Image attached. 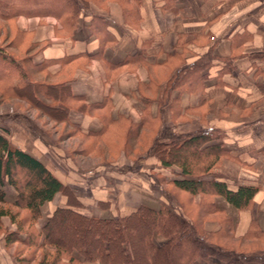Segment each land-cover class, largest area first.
<instances>
[{
	"label": "crops",
	"instance_id": "1",
	"mask_svg": "<svg viewBox=\"0 0 264 264\" xmlns=\"http://www.w3.org/2000/svg\"><path fill=\"white\" fill-rule=\"evenodd\" d=\"M76 1L73 27L52 15L20 14L17 24L33 34L36 50L30 61L44 68L37 72L63 75L61 81L79 97L68 112L79 134L112 144L123 131L130 137L147 131L152 143L213 130L219 137L210 143H221L230 154L213 173L231 188L258 187L250 208L238 212L237 235L251 219L264 229V0ZM177 55L188 66L206 60L208 67L200 74L207 78L190 89L164 91ZM164 69L166 77L159 80ZM30 124L19 112L0 113L11 144L38 158L68 185L81 211L114 218L139 204L173 206L167 182L179 169L161 166L150 145L135 158L81 169ZM2 188L7 197L13 195L10 187ZM65 203L61 193L44 202L36 227ZM0 220L3 227H14L7 216ZM0 264H18L1 236Z\"/></svg>",
	"mask_w": 264,
	"mask_h": 264
},
{
	"label": "trees",
	"instance_id": "2",
	"mask_svg": "<svg viewBox=\"0 0 264 264\" xmlns=\"http://www.w3.org/2000/svg\"><path fill=\"white\" fill-rule=\"evenodd\" d=\"M78 13L76 0H0V18L9 23L20 14L52 15L73 27ZM20 43L18 38L13 40V44ZM29 45L35 47L34 42ZM30 55L19 58L0 47V95L5 99L21 97L36 106L40 101L42 107L58 114L68 126L82 133L68 118L69 109L80 101L79 97L72 95L63 81L34 80L29 70L36 73L37 69L44 68L33 66ZM171 60L176 66L162 90L180 86H184L180 89H190L194 82L207 78V74H200L208 67L206 60H198L192 66L185 64L183 55ZM38 95L49 102H41L36 98ZM9 134L7 128L0 126V219L7 216L15 229L3 227L0 220V231L6 246L16 242L41 251L35 264H77L78 257L98 264H264V229L256 219L250 220L243 234H236L237 213L250 208L258 187L242 184L231 188L213 173L230 156L221 143H210L219 137L213 130L176 135L149 146L161 166L178 167L167 188L188 193L193 205L200 207V222L205 216L218 217L217 226L212 230H205L194 220L191 210L171 190L170 200L180 208L177 207L179 212L171 206L145 204L114 218L81 211L82 204L70 187L38 158L13 146ZM2 187H10L13 195L7 197ZM57 193L66 197V203L56 206L38 229L40 207ZM22 211L24 216L17 219ZM64 226L67 229L63 230ZM156 236L161 238L159 243L154 241ZM218 239H241L261 246L238 250L217 242ZM10 254L18 264H28L32 258Z\"/></svg>",
	"mask_w": 264,
	"mask_h": 264
},
{
	"label": "rangeland",
	"instance_id": "3",
	"mask_svg": "<svg viewBox=\"0 0 264 264\" xmlns=\"http://www.w3.org/2000/svg\"><path fill=\"white\" fill-rule=\"evenodd\" d=\"M17 19L18 17L9 23L8 21L0 18V47H4L12 54L22 58L26 56L27 53L32 54L36 48H31L29 45V43L32 42L31 40L33 34L21 31L17 24ZM15 38H18L21 41L19 45L13 44V40ZM29 72L31 77L38 81L58 83L63 80V75L51 76L45 72L35 73L32 70H29ZM160 76L161 77L158 78L159 80L166 77L165 69L161 72ZM38 97L40 98L39 100H42L41 102H49L40 95H38L36 98ZM36 98L33 99L38 101ZM12 112H19L28 117L32 124H30L31 127L36 125L38 128H40V126H42L46 132L42 128L40 129L42 130L43 134L46 135L45 138L47 141H49V145L58 147L62 157L70 160L73 164L81 169L92 168L95 165H102L104 163L106 164L122 157L135 158L140 155L151 143L152 132L143 131L138 137H130L123 131L122 136L116 139L113 138L112 144H108L106 140H100L99 138L88 137L79 134L73 127H70L65 122H63L62 118L58 114L56 116L55 114L50 113L49 109L42 107L40 101L36 106L34 105L33 101L30 102L29 100L23 99L21 97L5 99L0 95V113L4 114ZM145 135L148 136L145 137ZM168 188L182 200V202L186 205V209L191 210L192 218L200 222V207L196 206L195 204L193 205V200H191V197H189L188 193L180 191L174 187ZM86 203H89V201L86 200ZM172 207L175 211L179 212L180 208L177 205L173 204ZM231 213L233 214L234 212L232 211ZM23 216L24 212L22 211L18 215L17 219H21ZM217 218V216H205L203 222H200L201 226H203L205 230H212L217 226ZM12 225L14 224L12 223ZM14 229L15 226L11 230ZM62 229H67V226H64ZM0 236L4 239L2 231H0ZM216 241L238 250L252 249L255 246H261V244H252L241 239H218ZM6 248L9 252L18 255L20 258H25L28 255L32 257L30 261H28V264H35V260L41 256V251H36L32 247L22 246L16 242L7 245ZM87 263L98 264L96 262Z\"/></svg>",
	"mask_w": 264,
	"mask_h": 264
}]
</instances>
